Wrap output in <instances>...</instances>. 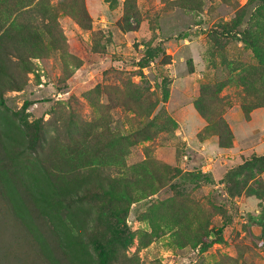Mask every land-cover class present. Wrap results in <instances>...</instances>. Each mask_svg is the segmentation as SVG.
I'll list each match as a JSON object with an SVG mask.
<instances>
[{
  "label": "rangeland",
  "instance_id": "374dc122",
  "mask_svg": "<svg viewBox=\"0 0 264 264\" xmlns=\"http://www.w3.org/2000/svg\"><path fill=\"white\" fill-rule=\"evenodd\" d=\"M249 1L136 0L142 23L125 31L126 0H0V23L10 15L3 14L6 8L31 3L34 12L15 19L41 27L45 20L62 30L31 58L24 88L7 92L5 101L15 112L32 101L26 114L46 137L35 157L42 171L50 155L60 171L63 150L75 154L76 171L59 178L62 190L92 189L74 205V224L91 230L100 209L118 211L128 241L109 248L107 264H264L257 224L264 213V169L252 171L256 177L241 193L232 180L250 177L236 170L253 156L264 157V52L259 57L239 37L212 36ZM43 8L52 17H41ZM251 22L255 38L262 37L264 9L250 4L243 23ZM150 45L158 47L156 57L143 68L141 59L154 53ZM1 114L2 106L0 153L19 146L6 135ZM88 139L84 150L74 144ZM112 141L124 157L111 151ZM87 150L93 164L78 168ZM22 176L29 178L25 171ZM0 227H6L2 220ZM218 228L223 240L204 248L203 233L214 240ZM71 233V248L63 246L77 252L73 264H101L92 247L87 254L81 245L87 234ZM16 254L24 258L18 264H51L27 249Z\"/></svg>",
  "mask_w": 264,
  "mask_h": 264
},
{
  "label": "trees",
  "instance_id": "16d2710c",
  "mask_svg": "<svg viewBox=\"0 0 264 264\" xmlns=\"http://www.w3.org/2000/svg\"><path fill=\"white\" fill-rule=\"evenodd\" d=\"M38 3H42V1H38ZM249 3L254 4L259 10L264 9V0H250ZM250 4L239 9L235 18L231 21L220 24L219 29H215V31L212 30V36L218 40L221 38L228 40L239 37L240 40L253 48L260 57L264 52V33L260 30V34H263V36L257 35L255 38L252 32L253 27H251L252 22L248 26H245V23H243L244 15ZM31 5V3L21 7L14 5L13 8L16 10L12 12L9 8H6L3 14L10 15L5 18L4 22L0 23V106L5 111V114H1L2 120H4L2 124L6 128V135L10 136L12 140L19 142V146L14 147L13 150H9L8 152L4 148V152L0 153V210L2 216L4 214L0 220L6 224V227H3L5 229H2V226L0 227V264L21 263V261H24V258L18 254L13 255V250L24 251L26 249L35 253V256L44 262L46 260V263L59 264L60 262L64 263L66 260L65 264H73L75 260L72 259L78 258L77 252L74 251V254H72L71 251L64 250L63 243L68 245L69 249L71 248L74 242L71 239V232L74 231L76 234L79 232V235L87 234V240L85 242L80 241L81 245L87 254L88 248L92 247L93 254L97 257L98 262L107 264L110 258L109 248L112 245H122L125 240L128 241V237H126L128 227H123L125 223L121 224L118 211L114 208H109L107 213L106 211L103 212V209H100L101 211H98L96 228H92L91 230H87L84 225L78 226L74 224L70 217L72 213L77 212L74 205L83 202L89 196V190L92 189L89 186L87 187L88 190L85 189L82 194V190L79 188H73L68 191L67 189L62 190V183L59 178L61 176H68L71 172L76 171L77 165L74 162L76 157L73 156L75 154L71 150H63L67 154H62L65 163L60 171H57L58 168L56 169L54 156L50 155L54 162L51 158L48 159L49 162L46 161L47 165L43 164L47 173L42 171L35 157L36 153H39L43 148V140L46 137L40 132L39 124L31 123L26 114L30 105H32V101H26L21 111L18 112L12 111L6 105L5 94L7 92L24 88L26 84L25 75L31 72L33 67L31 58L43 54L46 45L56 37L53 33L55 29L59 31V35L62 33L59 26L54 28L49 22H45V20H43V27H41L37 26L36 22H25L15 19L20 13L22 17L27 16L28 12L32 14L35 9H28ZM24 8L26 9L23 10ZM125 14L124 17L126 19L124 18V20L126 25H123L121 28L125 31L138 29L142 23V15L136 0H126ZM39 15L43 18L46 16L52 17L50 16V12L44 10V8L39 11ZM38 30H41V32ZM46 35H50L49 39L51 40L45 42ZM149 48L153 47L150 45ZM153 49L154 53L150 51L141 59L139 62L141 67L144 68L151 61L155 60L156 56L154 54L158 47ZM224 131L230 135L232 134L228 127L224 128ZM20 135L22 139L19 141ZM147 138L151 139V135H148ZM74 144L80 150H84L89 145V139L83 145ZM115 144L114 142L111 146L112 148H110L120 159L125 156V153L119 145ZM20 146H23V149ZM24 148L28 151V154H24ZM55 148L58 149V146L52 145V150L54 153H57ZM105 150L107 151V148ZM90 152L89 150L85 152L87 158L85 162L77 159L78 162H81L78 168L81 167L83 169L93 164L88 155ZM56 156V161L60 164V154ZM112 157L114 160L116 159V156L113 154ZM41 160L44 162L43 158H39L40 163ZM255 168L264 169V157L253 156L236 170L238 174L249 173L250 177H252H234L232 180L237 185L236 193H241L242 189L248 186V182L256 177L252 175V171ZM24 171L29 175V178L22 176V172ZM106 181L103 178L102 182L98 185L104 188ZM109 184L114 186L112 182H109ZM260 185L259 188L264 190L262 181ZM92 187L94 188V186ZM135 198L132 196L130 200L134 201ZM260 217L259 221L257 220L258 223H256L262 227L264 236V213ZM8 230H10L11 236L10 241L7 242L9 240L7 239ZM222 231V228L213 229L216 236L214 240L208 239L211 237V233H203V237L199 241L204 248L210 247L213 243L223 240ZM132 236L133 234L130 232L129 240H131ZM65 238L69 239V242H64ZM89 254L93 257L90 251Z\"/></svg>",
  "mask_w": 264,
  "mask_h": 264
}]
</instances>
